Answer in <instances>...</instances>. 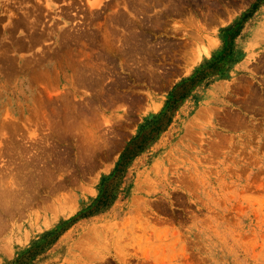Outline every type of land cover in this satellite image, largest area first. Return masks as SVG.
<instances>
[{
    "label": "rangeland",
    "instance_id": "rangeland-1",
    "mask_svg": "<svg viewBox=\"0 0 264 264\" xmlns=\"http://www.w3.org/2000/svg\"><path fill=\"white\" fill-rule=\"evenodd\" d=\"M0 264H264V0H0Z\"/></svg>",
    "mask_w": 264,
    "mask_h": 264
}]
</instances>
